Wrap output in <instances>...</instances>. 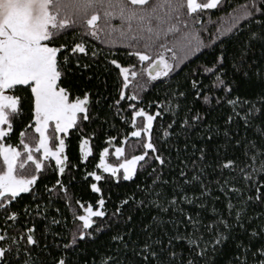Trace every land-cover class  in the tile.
<instances>
[{"label":"trees","instance_id":"16d2710c","mask_svg":"<svg viewBox=\"0 0 264 264\" xmlns=\"http://www.w3.org/2000/svg\"><path fill=\"white\" fill-rule=\"evenodd\" d=\"M205 2L207 0H198V3ZM250 3L251 0H219L217 8L197 10L196 13L191 14L193 18L199 20V23L195 25L202 41L199 51L193 50L185 55L179 49H174L177 53L176 58H173L171 52H165L164 54L170 58L174 67L167 77L156 80L150 79L144 71L150 61L140 63L137 57L129 55L132 49L126 45L119 42L105 43L103 35L101 39H96L84 34L83 29L78 26L64 32L56 41V45L66 44L70 48L75 43L82 42L86 47L87 55L79 54L80 65L87 64L89 67L85 69L77 66L76 60L72 58L65 75L61 78L60 85L69 88L70 99L82 96L83 92L90 94L91 118L83 123L78 120L77 125L64 135V155L67 161L65 172L60 174L53 159H42L40 151H33L37 147L39 135L35 132V121L30 111L33 106L30 103L32 99L30 88L18 86L22 90L14 93L22 97L23 114L12 118L13 129L4 139L0 138V143L11 144L21 150L19 165L26 160L21 144L23 131L24 143L31 146L34 157L41 159L44 164L39 173L35 170L34 162H28L23 169L17 168L21 175H38L39 177L30 193L21 194V197L10 205V209L19 214L13 231V235L21 245L20 256H14L17 264H24L25 259L34 264H52L53 258L59 256H65L68 264H102L103 260L115 256L117 251H119L120 264H144V261L133 253L147 239L160 240L167 245L168 239L176 233L177 227L181 234H191L194 231L191 224L186 223V217L181 212L162 211V207H176L169 205L168 201L173 194L177 193L178 207L183 208L185 213L194 218L199 214L202 224H208L216 219L211 212L213 207L227 216L226 206L231 198L237 209L243 206L245 219L250 225L249 231L264 225V199L257 201L254 198L256 187H260L264 192V172L259 171L264 157H260L257 152V158L249 160L248 157H251L253 152H248L246 156L244 147L235 146V140L228 141L223 135L225 127H228L231 133L236 134V139H240L244 144L250 141L255 143L258 149L264 150V116L259 113L252 114L259 118H250L246 126L243 118L248 112L247 105H237L234 112L232 106L227 103L217 106L213 100L206 104L202 98L197 99L192 93L188 94L187 99L178 98L175 95L177 91H186L188 81L192 78L202 80L205 85L214 80L215 77L205 74L203 68L210 54L224 46L229 51L237 50L235 61L232 56H229L227 79L234 81L238 87L233 88L232 95L228 99L239 97L241 100L252 101L258 109L264 108V104L260 102L264 98V80L261 79V75L264 74V50L256 46L254 54L244 55L247 51L245 39L247 29L255 28L254 24L246 23V20L250 18L243 15ZM113 23L119 24V20L114 19ZM229 28L233 30L228 32ZM221 31H224L225 35H221ZM168 39L171 41L172 37L169 36ZM240 41H245V46L242 47ZM167 47L171 48L172 44L169 42ZM139 50L145 49L141 47ZM93 51L97 53L95 57L91 55ZM145 51L155 58L157 52H162L163 49L157 47ZM242 58L248 60L247 65L240 63ZM113 59L117 60L121 66H135L137 76L129 77L128 87L124 91L126 97L136 95L139 97L138 100L125 99L119 106L114 104V101L119 99L118 93L123 87V77L119 69L110 63ZM233 64L238 71L233 70ZM250 68L251 71H249ZM197 71L200 73L198 76ZM244 72H248L247 77H244ZM211 95L222 97L224 94L214 91ZM129 102L153 114L157 111V106L161 109V115L153 122L151 139L156 147L161 149L166 163L161 169L158 162L152 163L151 167L144 162H139L133 179L125 180L123 175L112 176L101 170L98 165L100 153L106 147L111 152L117 147L124 148V154L120 159H114L111 154L109 159L111 161L113 159L116 163L131 159L133 155H143L146 151L144 143L148 136L145 133H142L141 137L130 135L136 128L143 126V118L137 117L136 125L133 127L132 113L127 107ZM196 113L205 117L204 122L197 127L185 128L183 120ZM229 115L233 116V122L230 125L226 124ZM169 125H171L170 128ZM209 126L213 128L214 138L211 141L206 134ZM165 130L168 131V136L164 135ZM49 133L51 134L50 142L55 149L58 144L57 134L53 128L49 130ZM109 137L115 139L109 142ZM84 138H88L91 149L87 157L80 150L81 141ZM201 148L206 149V157L203 159H199ZM147 151L149 154L146 160L151 163L155 153ZM229 159L236 161L235 169L221 167ZM245 164L249 165L250 180L244 179L240 172V168ZM0 165H2V157H0ZM181 171L184 172L183 177L180 175ZM91 172H96L103 179L96 181L94 177L88 175ZM158 176L159 179H157ZM58 179L61 181L60 185L56 184ZM160 181L167 183L161 185ZM225 181L228 182L227 185ZM92 183H96L101 188L100 193L91 189ZM201 184L208 186L210 196L201 197ZM221 185H224L223 191ZM233 186L242 191L239 194L228 191ZM185 194L188 199L193 200V203L179 199ZM101 196L106 202L104 210L109 214L120 205V201L129 200V205L123 208V212L124 218L129 215L133 217L132 223L127 225V228L134 229L128 233V238L135 243L124 249L111 240L117 232L126 231L124 219L121 218L119 222H111L110 230L103 233L94 232L95 239L91 237L83 241L78 239L77 246H73L72 250H65L63 245L68 243L72 234L82 226V221L78 217L85 214L84 208L89 204L93 208L98 207L97 201ZM158 196L159 200H157ZM249 197H253L251 202H248ZM139 201H144V206L137 210ZM157 203L162 207H157ZM201 203L206 205L204 209L199 207ZM37 206H39V214H36ZM3 215V211L0 210V229L5 227ZM53 220L57 223H53ZM94 220L97 225L102 223L101 218L94 217ZM161 221L164 225L158 227ZM174 222L178 223L174 224ZM33 224L38 243L36 246L27 245L30 251H24L25 242L19 234ZM145 225H148L147 229ZM233 234L245 242L249 239L247 233L236 228L233 229ZM197 235H202L205 240L212 238L208 230L203 227L198 229ZM259 243L258 239H254V244ZM172 250L180 253V256L175 258L176 264H179L181 258L191 261L195 255L190 252V246L184 241L176 242ZM235 252V246L230 240L220 252L215 254L214 259V254L209 253L207 264H233L232 257ZM153 264L156 262L153 261ZM198 264H205V261L200 260Z\"/></svg>","mask_w":264,"mask_h":264},{"label":"snow or ice","instance_id":"6c2138e0","mask_svg":"<svg viewBox=\"0 0 264 264\" xmlns=\"http://www.w3.org/2000/svg\"><path fill=\"white\" fill-rule=\"evenodd\" d=\"M218 4L219 0H207L205 3H197V0H0V138L11 133L13 129L12 118L23 114L22 97L16 94L10 95L8 94L9 91L19 92L22 89L18 86H27L30 88L32 98L30 103L33 106L30 111L33 113L32 119L35 121V132L39 134L37 151L43 150V159L45 160L54 158L55 166L59 173L63 174L67 161V157L63 155L65 141L59 139L55 151H52L49 147V137L46 135V130L50 122H54L57 133L67 134L69 129L77 125L78 120L83 123L91 118L90 94L83 92L82 96L70 99L69 88L60 85L61 78L65 75L71 59L74 58L77 66H81L79 54L87 55L86 47L82 42L75 43L70 48L66 44L57 46L56 41L64 32L78 26L83 29L84 34L96 39H101L103 35L105 43L115 44L119 42L126 45L132 49L129 55L137 57L140 63L150 61L144 71L147 72L150 79L156 80L159 77H167L174 67L165 57V52H171L173 58H176L177 53L174 49H179L185 55L193 50L199 51L202 41L200 33L195 28L199 20L193 18L191 14L196 13L197 10L215 9ZM243 15L250 18L246 20V23L255 25V28L247 29L245 38L247 51L244 55L254 54L256 46L264 50V0H251ZM114 19H118L119 24H114ZM232 30V28L227 29L228 32ZM221 35H225V32L221 31ZM169 36L172 37L171 41L168 39ZM169 42L172 44L171 48L167 47ZM240 43L242 47L245 46V41H240ZM141 47L145 50L159 47L163 51L157 52L155 58H152L148 51L139 50ZM91 55L95 57L97 53L93 51ZM236 55V49L229 51L224 46H221L218 51L212 52L203 72L215 77V79L205 85L202 80L192 78L188 81L187 90L177 91L176 97L187 99L188 94L192 93L195 98H202L206 104L213 100L217 106L221 103H227L232 106L234 112L237 105H247L248 112L243 118L246 126L250 118H259V116L252 114L259 113V115L264 116V108H256L252 101L241 100L239 97L228 99L232 95L233 88L238 87L234 81L227 79L229 76V56H232L233 61H235ZM110 63L119 69L123 77V87L118 93L119 99L115 100L114 104L119 106L121 101L125 99L127 101L138 100L139 97L136 95L126 97L124 91L128 87L129 77L137 76L135 66H121L115 59L111 60ZM240 63L247 65L248 60L242 58ZM81 67L86 69L89 65L84 64ZM232 68L234 71H238L235 64L232 65ZM196 75H200L199 71L196 72ZM243 75L247 77L248 72H244ZM261 79L264 80V74L261 75ZM214 91L222 92L224 95L222 97L211 95ZM260 102L264 104V98ZM127 107L132 113L133 127L136 125L137 117L143 118V126L136 128L130 135L141 137L142 133L147 134L148 139L144 143L146 151L143 155H133L131 159H124L122 163L114 166L105 162V154L108 153L106 147L100 153L98 167L106 173H111L112 176H116L117 172L122 169L123 178L132 180L137 173L139 162H144L148 167H151L152 163L158 162L162 169L166 163V158L151 139L153 122L161 115L159 106H157V111L154 114L149 113L143 107L137 108L131 102L128 103ZM204 119V116L196 113L186 117L183 120V126L185 128L197 127L204 122ZM232 122L233 116L229 115L226 124L230 125ZM170 127L171 125H169ZM168 134V131L165 130L164 135L168 136ZM206 134L209 141L214 138L211 126L207 128ZM23 135L22 131L21 144L26 154V160L20 162L19 165L18 160L22 156L21 150L11 144L0 143V157H2V165H0V210L4 213L3 223L5 225L3 229H0V264H17L14 256H20L21 245L16 236L13 235V231L15 222H18L19 214L17 211L11 210L10 205L17 201L21 194L30 193L32 186L36 184L39 178L38 175H21L17 168L23 169L28 162H34L35 170L39 173L44 167L43 161L36 159L32 154L31 146L24 143ZM223 135L228 141L235 140V146L244 147L246 156L248 152H253V155L248 157L249 160H255L257 152H259L260 157H264V150L258 149L257 145L250 141L244 144L240 139H236V134L231 133L230 128L225 127ZM113 139L115 138L109 137V142ZM88 144V138L82 139L80 145L82 153ZM193 147L195 148V145ZM147 150L155 153L151 163L146 160L149 154ZM88 151L91 149L89 148ZM199 151V159L205 158L206 149L201 148ZM115 154L122 156L123 148L117 147ZM221 167L235 169L236 161L229 159ZM248 167L249 165L245 164L244 167L240 168V172L246 180L251 179ZM259 171L264 172V160H261ZM88 175L94 177L96 181L103 179L96 172L88 173ZM180 175L183 177L184 172L181 171ZM194 179L198 180L199 177H194ZM160 183L164 185L167 182L160 181ZM227 183L225 181V185ZM56 184L60 185L61 181L58 179ZM90 187L96 193L101 192V188L96 183H92ZM221 190H224V185H221ZM228 191L239 194L242 189L233 186ZM200 195L201 197L211 195L207 185L201 184ZM254 198L257 201L264 199V192L261 191L260 187L255 188ZM179 199L193 203V200L188 199L186 194ZM252 199L253 197H249L248 202H251ZM157 200H159V196ZM105 203L101 196L97 201L98 207L93 209L92 205L89 204L84 208L85 214L78 217L82 221V226L78 227L68 243L63 245L65 250H72L73 246H77L78 239L80 241L89 237L95 239L94 232L103 233L110 230L111 222H119L121 218L124 219L126 231L117 232L111 237V240L117 242L124 249L135 243L128 238V233L134 229L127 228V225L132 223L133 217L129 215L124 218L123 212V208L129 205V200L120 201V205L116 206L111 214L104 210ZM150 203L153 202L150 201ZM168 204L176 207H162L159 203L156 206L162 207L163 212H181L186 217V223H190L194 231L191 234H181L177 227L176 233L168 239L167 245L160 240L147 239L133 253L139 256L144 264H153V261L156 264H176L175 258L180 256V253L172 249L179 241L186 242L190 246V252L195 253L191 261L181 258L179 264H198L200 260H204L207 264L209 253L214 254V259L215 254L220 252L230 240L236 249L235 255L232 257L233 264H264V225L249 231L250 225L245 219L243 206L237 209L231 198H229L226 206L227 216L213 207L211 212L216 216V219L208 224L201 223L199 214L194 218L185 213L183 208L178 207V193L171 196ZM241 204L243 205V202ZM143 206L144 201H139L137 210ZM199 207L204 209L206 205L201 203ZM38 209L39 206H37L36 214H39ZM93 217L101 218L102 223L97 225ZM53 223L57 222L53 220ZM176 223L178 222H174V224ZM161 225H164L163 221L157 226ZM144 227L147 229L148 225ZM200 227L208 230L212 236L210 240H205L202 235H197ZM234 228L247 233L249 235L248 241L245 242L235 236L233 234ZM19 235L25 242L24 251H30L27 245L36 246L38 243L35 237L34 224L25 228ZM254 239H258L260 243L254 244ZM24 264H34V262L25 259ZM52 264H68V261L65 256H59L53 258ZM102 264H120L119 251L115 256L103 260Z\"/></svg>","mask_w":264,"mask_h":264},{"label":"rangeland","instance_id":"374dc122","mask_svg":"<svg viewBox=\"0 0 264 264\" xmlns=\"http://www.w3.org/2000/svg\"><path fill=\"white\" fill-rule=\"evenodd\" d=\"M197 3H198V0H197ZM165 55V54H164ZM165 57L169 60V62L171 63V60H170V58H168V56L167 55H165ZM149 64V63H148ZM148 64L145 66V68H144V70L145 69H147V67H148ZM171 72V71H170ZM145 73H146V71H145ZM159 78H161V77H159ZM15 92H12L11 90L9 91V93L8 94H14ZM5 127H6V125H5ZM51 128H53L54 130H55V126H54V122H50V125H49V127H48V129L46 130V135L49 137V147H50V149L52 150V151H55V149L52 147V144H51V142H50V139H51V134L49 133V130L51 129ZM56 132V131H55ZM56 134H57V138H58V142H59V139H64V135H66L65 133H57L56 132ZM39 135V134H38ZM146 136H148L147 134H146ZM6 137V136H5ZM5 137H3V138H1V139H4ZM3 144H6V143H3ZM13 147H15V146H13ZM90 147H89V145H87L86 146V148H85V151H84V156L85 157H87L88 155H89V153H90V151H88V149H89ZM123 148V147H122ZM115 149L116 148H114V150L111 152V150L110 149H108V153H106L105 154V162L107 163V164H111V165H114V166H116V165H119L120 163H122L123 162V160H121L120 162H118L117 161V163L112 159V161L109 159L110 158V156H111V154H113L112 155V157L114 158V159H120L122 156H117L116 154H115ZM33 151H35V152H37V147L35 148V149H33ZM32 151V152H33ZM40 152H41V156H42V159H43V150L42 149H40L39 150ZM123 154H124V148H123ZM63 155H64V153H63ZM51 159H53L54 160V158H51ZM55 161V160H54ZM18 162H19V160H18ZM115 162V163H114ZM139 164V163H138ZM138 166V165H137ZM101 170H103L102 168H100ZM111 174V173H110ZM120 175H123V170L122 169H120L118 172H117V175H116V177L117 176H120ZM93 209H95V208H93ZM93 219H94V217H93Z\"/></svg>","mask_w":264,"mask_h":264}]
</instances>
